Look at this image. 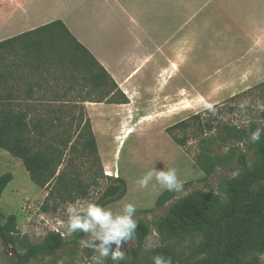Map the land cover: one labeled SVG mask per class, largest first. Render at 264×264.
Listing matches in <instances>:
<instances>
[{
    "label": "rangeland",
    "instance_id": "1",
    "mask_svg": "<svg viewBox=\"0 0 264 264\" xmlns=\"http://www.w3.org/2000/svg\"><path fill=\"white\" fill-rule=\"evenodd\" d=\"M19 1L27 3L26 9L31 12L34 11L33 5L30 8L28 3H33L36 7L35 4L45 3L46 0H18V3ZM53 1L56 2V0ZM6 4V12L2 14L0 11V36L4 34L2 25L5 23L6 16L3 15H7V24H13V26L6 30H10L12 33L10 35L16 37L15 35H18V30H20V27L14 26L16 10L12 3L6 2ZM227 23L225 22V28ZM196 29L199 36L197 39L198 67L201 68V61H204L208 55L215 54L209 53L210 46L213 45V42L214 45L219 46L223 37L220 39V36L216 35L217 37L213 39L214 34L209 29V25L200 20L197 22ZM14 61L13 56L4 55L1 57L0 54V69L3 65H13ZM215 63L219 64L223 61L219 58L215 59ZM220 66L219 64V66L210 69L207 74L213 73ZM25 75L27 78L17 90H14L15 99L18 101L31 99L32 104L37 108L32 113V117L47 116L54 122L56 129L46 136V143H51L52 137L56 133L59 134L62 141L70 138L73 140L63 156L59 172L64 171L68 179L76 178L82 188L87 191V196L82 198L79 193L74 192L73 200L65 202L52 200L49 202L47 210H44L43 205L48 192L31 182L21 160L0 149V177L7 173L13 175V181L7 186L0 200V224L5 225L7 218L11 215L17 217V228L13 234L15 244L10 246L15 248L18 253L24 252L32 245L40 244L44 237L54 229H59L65 235V240H68L72 235L66 231L68 220L66 209L69 204L77 201L97 203L118 175L119 178L126 181V195L105 209L111 210L113 214H118L122 212L126 204L134 205L136 211L133 219L135 222L147 223L151 227V234L146 239L137 258H133V252L137 248L136 243L127 242L120 248L124 253V259L113 261L109 256L103 264H153L152 257L160 255V252H168L175 264H189L197 260L201 235L185 236L170 242H163L157 235L153 222L162 216L175 200L194 191L204 190L219 193L218 187L222 179L234 178L240 173L237 163L238 155L244 153L248 157L249 164L254 163L255 142L241 137L237 130H243L252 125L257 129H264V119L262 118L264 85L252 87L232 99L229 98L226 101L222 99L210 106H205L200 99L196 105L194 104L191 114L188 115L176 118H152L145 115L143 102H134L130 108H114L106 104L91 103H86L85 108H80L82 106H77L75 103L81 98L88 97L89 88L81 91L79 85L71 91L67 87L53 82V76L35 73ZM43 77L48 79L50 85H44L41 89L35 88L34 94L29 98L25 94L27 82L41 81ZM4 93L0 92L2 95ZM54 93H57L58 96L55 97ZM96 93L92 92V97L95 99L99 97V94ZM38 100H54L67 102V104L63 105L61 113L53 114L47 113L43 108L48 105L47 103H36ZM16 105L26 104L18 102ZM51 107L58 109L62 105L51 104L49 108ZM183 107L191 106L189 103H183ZM197 115L202 119L201 127L193 121V117ZM81 119L83 121L89 119L91 122L98 146L97 156L82 150L81 141L77 140V126ZM187 120H189L188 129L172 132L177 139L184 141V146L181 147L172 140L167 129ZM127 130H131L132 133L126 135ZM57 143L61 144L58 141ZM199 156L210 157L212 160L225 159L226 165L218 167L211 176H206L197 164ZM154 169L158 171L175 169L183 188L177 192L175 199L167 204L164 210L148 213L146 211L154 209L157 198L167 190L159 186L154 189L155 180L145 188H141L137 183L147 172ZM87 239H89L88 235L84 240ZM115 248L114 244V250ZM96 255L98 253L92 248L81 247V245L79 247L67 246L54 255H39L25 264H94L92 257ZM262 260L264 264V256ZM0 264H15L14 257L5 250L1 240Z\"/></svg>",
    "mask_w": 264,
    "mask_h": 264
},
{
    "label": "trees",
    "instance_id": "2",
    "mask_svg": "<svg viewBox=\"0 0 264 264\" xmlns=\"http://www.w3.org/2000/svg\"><path fill=\"white\" fill-rule=\"evenodd\" d=\"M0 54L15 58L13 65L0 69V149L22 161L31 182L48 195L43 208L47 210L52 200L65 202L73 200V195L85 198L87 191L74 177L68 179L64 171L59 172L63 156L70 147L72 139L61 140L56 133L51 143H46V136L56 129L54 122L47 116L32 117L36 107L31 99H15L17 90L26 77L35 73L53 76V82L67 87L68 90L89 88L88 97L76 101L77 106L85 108L86 103L106 105H128L130 102L106 70L93 55L69 32L65 24L54 21L34 30L25 32L11 39L0 42ZM25 76V77H24ZM28 81V80H27ZM50 85L47 78L41 81H28L25 94L30 98L35 88ZM97 92V99L92 97ZM57 97V93H54ZM21 102L26 105H16ZM47 103V113H61L67 102L42 101ZM60 104L58 109L50 105ZM264 119V113L262 115ZM193 121L201 127L199 115ZM189 128V120L180 122L167 129V133L179 146L184 141L175 137V130ZM77 140L81 141L82 150L98 155V146L89 119H81L77 126ZM211 129V127H210ZM263 129V128H261ZM237 130V129H236ZM257 128L250 126L237 130L241 137L250 139ZM60 142L61 144L57 143ZM73 147V146H72ZM240 173L230 179H222L219 193L197 190L175 200L167 211L153 222L155 231L163 242H170L185 236L201 235L198 247V259L189 264H263L264 255V132L255 142L254 163L249 164L248 157L242 153L237 156ZM197 164L206 176H211L218 167H225V159L212 160L210 157H198ZM13 181V175L7 173L0 177V200L7 186ZM127 184L117 178L110 185L96 204L107 207L126 195ZM176 191L166 190L156 200L152 213L164 210L176 197ZM133 238L137 248L133 258L142 251L146 239L151 234V227L143 222H136ZM17 228V217L11 215L5 225L0 224L9 245L15 244L13 234ZM87 234L74 232L68 240L59 234L48 233L40 244L32 245L18 253L20 264L39 255H54L67 246L79 247L80 241ZM124 242L123 244H126ZM114 249V244L112 245ZM160 256L171 259L168 252Z\"/></svg>",
    "mask_w": 264,
    "mask_h": 264
},
{
    "label": "crops",
    "instance_id": "3",
    "mask_svg": "<svg viewBox=\"0 0 264 264\" xmlns=\"http://www.w3.org/2000/svg\"><path fill=\"white\" fill-rule=\"evenodd\" d=\"M6 2L16 10L18 35L62 21L128 98V105H109L114 108L143 102L146 116L176 118L191 114L200 99L210 106L264 85V0H46L28 3L31 12L22 1L0 0L2 14ZM3 16L0 42L14 37ZM199 20L213 39L223 37L201 68ZM219 58L221 66L207 74Z\"/></svg>",
    "mask_w": 264,
    "mask_h": 264
},
{
    "label": "clouds",
    "instance_id": "4",
    "mask_svg": "<svg viewBox=\"0 0 264 264\" xmlns=\"http://www.w3.org/2000/svg\"><path fill=\"white\" fill-rule=\"evenodd\" d=\"M264 129H257L251 133L250 139L257 142ZM155 180L153 188L157 186L169 191L179 192L183 188L178 179L176 170L158 171L156 169L147 172L137 181L141 188H145L151 181ZM135 206L126 204L121 213L113 214L111 210L105 209L96 203L69 204L66 209L68 220L66 231L69 235L74 232H83L89 239H82L81 247L92 248L98 255L93 256L94 264H103L104 260L111 256L113 261L124 259V253L120 250L124 242L131 240L135 234L137 224L133 219ZM115 244V250L112 245ZM264 255V254H262ZM153 264H171V259L156 255L152 257Z\"/></svg>",
    "mask_w": 264,
    "mask_h": 264
},
{
    "label": "water",
    "instance_id": "5",
    "mask_svg": "<svg viewBox=\"0 0 264 264\" xmlns=\"http://www.w3.org/2000/svg\"><path fill=\"white\" fill-rule=\"evenodd\" d=\"M0 240L2 242L3 247L5 250L10 254V256L14 257L15 264H20V256L15 248L11 247L9 243L7 242L3 232L0 229Z\"/></svg>",
    "mask_w": 264,
    "mask_h": 264
},
{
    "label": "built area",
    "instance_id": "6",
    "mask_svg": "<svg viewBox=\"0 0 264 264\" xmlns=\"http://www.w3.org/2000/svg\"><path fill=\"white\" fill-rule=\"evenodd\" d=\"M116 178H118V175ZM51 233L59 234V235H61L62 238L65 239V235L62 232H60L59 229H54V231H52Z\"/></svg>",
    "mask_w": 264,
    "mask_h": 264
}]
</instances>
